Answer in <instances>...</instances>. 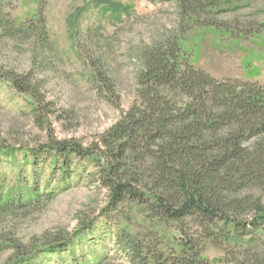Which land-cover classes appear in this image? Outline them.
Segmentation results:
<instances>
[{"label":"rangeland","instance_id":"1","mask_svg":"<svg viewBox=\"0 0 264 264\" xmlns=\"http://www.w3.org/2000/svg\"><path fill=\"white\" fill-rule=\"evenodd\" d=\"M197 1L0 0V194H11L0 203V264L45 240L78 233L87 241L74 246L75 260L66 252L44 264H81L82 258L134 264L120 236L148 229L156 231L159 248H179L187 235L177 222H163L135 201L108 208L93 158L73 155L71 180L57 191L51 192L60 173L46 182L53 145L96 147L132 108L145 55L162 42L177 38L181 60L219 80L264 85V0H211L199 9ZM32 154H38L43 193L23 201L25 190L16 187L36 186ZM245 192L264 200V192ZM185 230L210 261L233 256L222 230L212 237L194 223Z\"/></svg>","mask_w":264,"mask_h":264},{"label":"trees","instance_id":"2","mask_svg":"<svg viewBox=\"0 0 264 264\" xmlns=\"http://www.w3.org/2000/svg\"><path fill=\"white\" fill-rule=\"evenodd\" d=\"M192 1L183 0V5ZM211 2L198 0L195 7ZM180 54L177 38L150 49L132 108L96 147L69 141L53 145L46 185L60 173L62 179L51 190L57 191L71 180L73 155L90 157L98 161L97 178L108 190L110 210L135 201L163 222H177L187 237L185 227L194 223L206 237L222 230L234 247L233 256L230 252L210 261L193 238L185 236L178 249L169 251L158 247L156 231L122 233L121 243L134 264H264V200L245 192H264V85L219 80L185 63ZM38 160V154H32L36 186L16 187L25 190L23 201L43 193L35 174ZM10 198L0 194V203ZM86 238L78 233L45 240L28 253L20 252L12 264H44L51 254L66 252L75 260L74 246ZM81 260L87 264L86 258Z\"/></svg>","mask_w":264,"mask_h":264}]
</instances>
